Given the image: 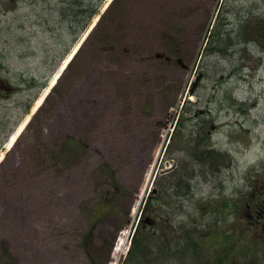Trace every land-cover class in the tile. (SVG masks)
Instances as JSON below:
<instances>
[{
	"label": "rangeland",
	"instance_id": "rangeland-1",
	"mask_svg": "<svg viewBox=\"0 0 264 264\" xmlns=\"http://www.w3.org/2000/svg\"><path fill=\"white\" fill-rule=\"evenodd\" d=\"M60 1L7 0L13 8L0 18L5 72H37L38 99L63 73L44 99L38 131L25 132L27 125L10 150L16 129L0 147V264H124L131 226L152 197L161 201L144 226L150 241L142 250L153 260L144 264H184L188 232L198 237L186 261L199 262L196 251L211 262L226 251L228 264H264V50L237 43L249 25L242 18L264 16V0H129L121 18L109 14L94 31L113 1L105 0L69 55ZM218 16L237 44L206 53ZM113 18L120 20L110 25ZM250 27L245 36L264 44V25ZM161 32L176 42L157 39ZM74 50L82 55L63 72ZM184 109L185 138L174 141ZM68 136L83 145L68 163L42 160L41 151L65 147ZM197 142L219 159L198 160ZM178 171L190 182L181 192ZM173 232L179 238L164 244ZM120 239L128 252L116 260Z\"/></svg>",
	"mask_w": 264,
	"mask_h": 264
},
{
	"label": "trees",
	"instance_id": "trees-1",
	"mask_svg": "<svg viewBox=\"0 0 264 264\" xmlns=\"http://www.w3.org/2000/svg\"><path fill=\"white\" fill-rule=\"evenodd\" d=\"M104 2H105V0H62L57 4L58 6H60L59 7L60 10L62 9V11H65V13H67V11H68V23H69V26H68V54L72 50L73 46L77 43L79 36L81 34H83L90 27L94 18L100 14V10H101V7L103 6ZM127 2H129V0H126L125 2H122V0H113L111 5L108 7L107 11L104 13V15L101 16V18L98 21L94 31H99V30L104 29V28H101V26L104 25V22L106 19L105 17L109 14H112L114 12H118L119 17L121 18L124 15L123 12L125 11V6H126ZM117 8H119V11ZM120 18H117V19L113 18L111 20L110 25H114L118 20H120ZM242 19H243V23H244V21L246 23L247 20H249V25H247V23H246L245 30L239 31L243 35L239 36L240 39H238L239 37L237 38L238 40H240L239 42L237 40V43L242 44V42L252 41V42H255L254 44H256L257 46H261L264 50V44H261L262 42L260 43L261 39H260V41H258L259 40L258 38H260V35L258 37L255 35L256 37H253L252 39H250L249 36H245V33H248L252 29V27H250L251 23L252 24H258L259 26L264 25V16H261V18H260L258 16L256 17L255 15H253V13H248ZM229 24H230L229 20L227 22V19H223L220 16L217 17L215 23L213 24V29L210 30V36L207 38L208 43H207V47L205 49L206 53L225 54L227 52H230V49L233 48L237 44L234 41V39L233 38L231 39V37H230V31H228L230 29L223 28ZM113 36H114V34H113ZM136 37H138V36H136ZM156 38L161 39L162 41H164V43L167 44L168 41L176 42L177 35L161 32L160 37H156ZM261 38L264 39V36L261 35ZM104 40L105 41L109 40V34L106 35V38L99 40V44H97L98 42H96L97 46L99 47V49L101 51H103L102 41H104ZM228 40H230V43L227 42ZM175 49H176L175 46H173V48H169V46H168V50L170 52H173V50H175ZM77 55L74 58V60L72 61V63L70 64V66L68 68V72L70 71V69H72V66L74 65L75 61H77L78 57H81L82 54L80 52V54L78 56ZM185 114H186V110L184 109V111H182V113L178 119V122L176 125L177 129L172 136V139L174 138L173 139L174 141H178V140H179V142L181 140L184 141L186 129H187V122H188V119L185 118ZM68 144H69V146H68ZM170 145H171V142L169 144V147H170ZM46 146H48V145L45 143H42L40 145L41 148L46 147ZM82 146H83L82 143L77 141L73 136H68L66 138L65 147H63L59 144H54L53 146L51 145L50 148L46 147V151H41L40 153H41L42 160H44V158L46 156H49V157H52L57 162L68 163V156L71 155V152L81 150ZM58 148H59V150H58L57 154H55V151ZM194 148L195 149L199 148L197 151L193 152V154L197 157L198 160H202V159L205 160V159H211V158L219 159V157H220V155L215 153V151L208 149V147L204 148L201 144H198V142L196 143ZM180 174L185 175L188 173L187 172H185V173L181 172L180 173L178 171L177 173H175L172 176V177H174V179L177 182V183H173V184L176 185V187L179 189V192H181L184 188H186V186H189V184H190V182L188 183L187 181H183ZM185 176H188V175H185ZM191 178L192 177H190L188 179H191ZM157 185H160V183L158 182ZM156 199H157V197H152V199L150 200L151 201L150 205H146L147 213H145V210H144L145 214L143 213L142 218L145 219L148 215V217H150V219L153 222V216H155V211H156L153 204H154V201ZM157 200L161 201V199L159 197ZM262 202L264 203V199ZM226 205H228V204H226ZM148 211H149V213H148ZM259 212H261V211L258 210V214H260ZM167 221H170V219ZM144 226H145L144 223L140 222L138 230H137L135 237L133 239V246H132L129 258L125 264H144V263H148L149 261H151V259L149 258V255L144 254L145 252L142 250V248H145L148 241H150L149 238L145 237ZM162 230H163V228H162ZM167 231H173V230L164 229L163 233H165ZM173 234H174V232L172 234H169V233L164 234L163 237H161L164 241V244H166V240L170 241V240L179 238L178 235H176V234L173 235ZM209 234H210V230L208 231V235ZM149 236H152V234L149 233ZM185 237H186V239L190 240L191 242L189 243L188 241H186L185 245L181 244L183 255L178 257L179 259H182V262L184 264H228L230 262V258L232 256L226 251L219 254L218 257L212 262L208 260V258H207L208 255H207V257H204L201 254H199L198 251H196L192 255V257L195 256V257L199 258L200 259L199 262L194 263L192 258H191V262L186 261L185 257L187 254L185 251L186 250L192 251L193 249L196 248L198 236L194 235L192 232H188V234H186ZM225 239L230 240V238L226 237V235H225ZM227 249H230V247H228ZM223 253H224V255H222ZM135 257L140 258L139 263L135 260ZM133 258H134V260H133ZM185 261H186V263H185Z\"/></svg>",
	"mask_w": 264,
	"mask_h": 264
},
{
	"label": "flooded vegetation",
	"instance_id": "flooded-vegetation-1",
	"mask_svg": "<svg viewBox=\"0 0 264 264\" xmlns=\"http://www.w3.org/2000/svg\"><path fill=\"white\" fill-rule=\"evenodd\" d=\"M10 8L13 6L10 7L7 0H0V18L2 15H7ZM41 87L37 72H26V74L21 72L19 76L13 77L5 72V67L0 63V147L29 114L33 119L30 118L31 121L25 132L38 131L42 107L34 113L33 108L38 101Z\"/></svg>",
	"mask_w": 264,
	"mask_h": 264
},
{
	"label": "bare ground",
	"instance_id": "bare-ground-1",
	"mask_svg": "<svg viewBox=\"0 0 264 264\" xmlns=\"http://www.w3.org/2000/svg\"><path fill=\"white\" fill-rule=\"evenodd\" d=\"M71 57H72V55H70L67 58V60L64 62L63 67H62L63 70H64L65 66L68 64V62L70 61ZM61 72H62V70L52 80L50 88L46 89L45 92L43 93V95L37 101L36 105L33 108V113L36 112L39 107H41V105H42L45 97L48 95L50 89L55 86L58 78L60 77ZM30 118H31V116H28V118H26V120L20 125V127L17 129V131L11 137V139H10V141L8 143V149H11L12 147H14L15 144L18 142V139L22 135V133L24 132V130H25ZM151 178L152 177H150V179ZM149 183H150V180H149ZM115 246L116 247L113 249V258L115 257V259L118 260L121 256H125L127 254V246L125 245V241L123 239H120L119 242Z\"/></svg>",
	"mask_w": 264,
	"mask_h": 264
}]
</instances>
